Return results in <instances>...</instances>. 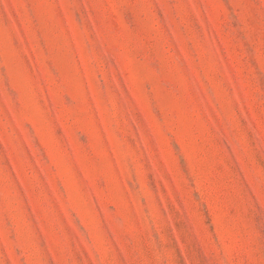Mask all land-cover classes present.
Listing matches in <instances>:
<instances>
[{
	"label": "rangeland",
	"instance_id": "obj_1",
	"mask_svg": "<svg viewBox=\"0 0 264 264\" xmlns=\"http://www.w3.org/2000/svg\"><path fill=\"white\" fill-rule=\"evenodd\" d=\"M0 264H264V0H0Z\"/></svg>",
	"mask_w": 264,
	"mask_h": 264
}]
</instances>
